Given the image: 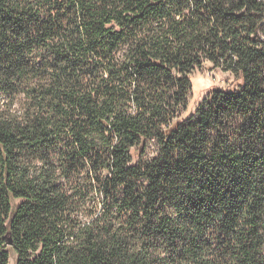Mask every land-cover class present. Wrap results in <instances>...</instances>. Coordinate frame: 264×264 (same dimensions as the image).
<instances>
[{"label":"trees","instance_id":"16d2710c","mask_svg":"<svg viewBox=\"0 0 264 264\" xmlns=\"http://www.w3.org/2000/svg\"><path fill=\"white\" fill-rule=\"evenodd\" d=\"M205 60L235 83L190 110ZM10 250L264 264V0H0V264Z\"/></svg>","mask_w":264,"mask_h":264},{"label":"rangeland","instance_id":"374dc122","mask_svg":"<svg viewBox=\"0 0 264 264\" xmlns=\"http://www.w3.org/2000/svg\"><path fill=\"white\" fill-rule=\"evenodd\" d=\"M194 80L193 92L190 93L189 109L192 110L194 105L208 93L212 88L232 85L234 81L231 72L220 67L214 66L210 61L205 60L202 68L192 73ZM136 157V152H133ZM16 254L10 250L9 264H15Z\"/></svg>","mask_w":264,"mask_h":264},{"label":"water","instance_id":"95a60500","mask_svg":"<svg viewBox=\"0 0 264 264\" xmlns=\"http://www.w3.org/2000/svg\"><path fill=\"white\" fill-rule=\"evenodd\" d=\"M9 243L11 244V241H9Z\"/></svg>","mask_w":264,"mask_h":264}]
</instances>
